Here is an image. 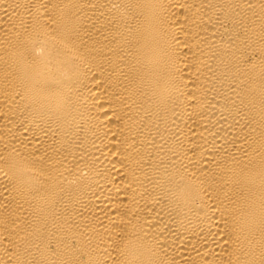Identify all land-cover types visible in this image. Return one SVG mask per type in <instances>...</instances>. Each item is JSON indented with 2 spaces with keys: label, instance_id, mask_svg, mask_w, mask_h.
Wrapping results in <instances>:
<instances>
[{
  "label": "bare ground",
  "instance_id": "obj_1",
  "mask_svg": "<svg viewBox=\"0 0 264 264\" xmlns=\"http://www.w3.org/2000/svg\"><path fill=\"white\" fill-rule=\"evenodd\" d=\"M0 264H264V0H0Z\"/></svg>",
  "mask_w": 264,
  "mask_h": 264
}]
</instances>
